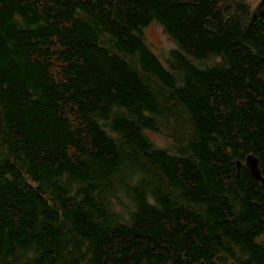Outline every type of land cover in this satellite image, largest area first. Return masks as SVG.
I'll use <instances>...</instances> for the list:
<instances>
[{
	"label": "trees",
	"instance_id": "16d2710c",
	"mask_svg": "<svg viewBox=\"0 0 264 264\" xmlns=\"http://www.w3.org/2000/svg\"><path fill=\"white\" fill-rule=\"evenodd\" d=\"M249 154L264 0H0V264H264Z\"/></svg>",
	"mask_w": 264,
	"mask_h": 264
},
{
	"label": "rangeland",
	"instance_id": "374dc122",
	"mask_svg": "<svg viewBox=\"0 0 264 264\" xmlns=\"http://www.w3.org/2000/svg\"><path fill=\"white\" fill-rule=\"evenodd\" d=\"M146 37L147 42L153 47L152 50L160 56L163 63H166V57L164 56L167 55L170 49L176 47L174 41L164 32L162 26L156 22L147 27ZM151 135L158 145L163 146L166 144L167 140L162 136L153 133Z\"/></svg>",
	"mask_w": 264,
	"mask_h": 264
},
{
	"label": "water",
	"instance_id": "95a60500",
	"mask_svg": "<svg viewBox=\"0 0 264 264\" xmlns=\"http://www.w3.org/2000/svg\"><path fill=\"white\" fill-rule=\"evenodd\" d=\"M242 161L239 160L238 161V169L241 167ZM246 164L249 166V168L251 169L252 174L254 175V177L263 182L264 183V176L262 175V171L260 168V160L258 157L254 156L253 154H249L246 157Z\"/></svg>",
	"mask_w": 264,
	"mask_h": 264
},
{
	"label": "flooded vegetation",
	"instance_id": "af4514ba",
	"mask_svg": "<svg viewBox=\"0 0 264 264\" xmlns=\"http://www.w3.org/2000/svg\"><path fill=\"white\" fill-rule=\"evenodd\" d=\"M247 165V164H246ZM248 166V165H247ZM249 167V166H248ZM250 169V168H249ZM250 171H251V169H250ZM252 173V172H251ZM254 176V175H253ZM263 183V182H262Z\"/></svg>",
	"mask_w": 264,
	"mask_h": 264
}]
</instances>
